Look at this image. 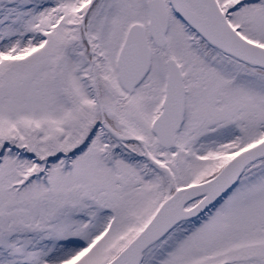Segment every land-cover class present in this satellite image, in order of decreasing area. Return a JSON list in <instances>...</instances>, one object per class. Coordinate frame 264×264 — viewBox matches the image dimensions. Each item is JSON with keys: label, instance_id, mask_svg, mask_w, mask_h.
Returning a JSON list of instances; mask_svg holds the SVG:
<instances>
[{"label": "snow or ice", "instance_id": "snow-or-ice-1", "mask_svg": "<svg viewBox=\"0 0 264 264\" xmlns=\"http://www.w3.org/2000/svg\"><path fill=\"white\" fill-rule=\"evenodd\" d=\"M0 264H264V0H0Z\"/></svg>", "mask_w": 264, "mask_h": 264}]
</instances>
